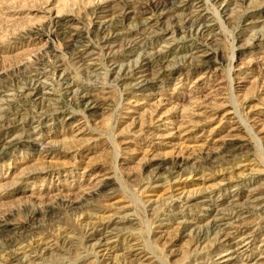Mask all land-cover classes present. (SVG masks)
Segmentation results:
<instances>
[{
    "label": "rangeland",
    "instance_id": "1",
    "mask_svg": "<svg viewBox=\"0 0 264 264\" xmlns=\"http://www.w3.org/2000/svg\"><path fill=\"white\" fill-rule=\"evenodd\" d=\"M0 264H264V0H0Z\"/></svg>",
    "mask_w": 264,
    "mask_h": 264
},
{
    "label": "bare ground",
    "instance_id": "2",
    "mask_svg": "<svg viewBox=\"0 0 264 264\" xmlns=\"http://www.w3.org/2000/svg\"><path fill=\"white\" fill-rule=\"evenodd\" d=\"M200 14V13H199ZM192 15V14H191ZM197 14H195V16H196ZM194 16V15H193ZM193 22V21H192ZM191 22V23H192ZM194 23V22H193ZM186 27V26H185ZM185 27H183V28H185ZM187 29V28H186ZM187 32V31H186ZM188 33V32H187ZM184 34V33H183ZM197 35V34H196ZM202 35V34H201ZM201 35H199V36H201ZM107 44V43H106ZM75 45V44H74ZM99 45V44H98ZM101 46V45H100ZM207 47V46H206ZM77 49V48H76ZM206 49V48H205ZM74 50V49H73ZM86 50V49H85ZM203 50V49H202ZM76 51V50H75ZM202 52V51H201ZM75 54V53H74ZM196 54V53H195ZM73 55V54H72ZM71 55V56H72ZM74 56V55H73ZM193 58V57H192ZM175 59V58H174ZM157 60V59H156ZM73 61V60H72ZM145 61V60H144ZM148 61V60H147ZM138 64V63H137ZM158 64V63H157ZM136 65V64H135ZM139 65V64H138ZM152 65V64H151ZM155 65V64H154ZM130 67V66H129ZM148 67V66H147ZM132 68V67H131ZM139 68V67H138ZM62 70V69H61ZM133 70H135V69H133ZM151 70V69H150ZM160 70V69H159ZM124 71V70H123ZM155 71V70H154ZM137 72V71H136ZM139 72V71H138ZM124 73V72H123ZM128 73V72H127ZM152 73V72H151ZM125 74V73H124ZM146 74V73H145ZM63 75V74H62ZM124 76V75H123ZM134 77V76H133ZM141 77V76H140ZM143 77V76H142ZM147 77V76H146ZM127 78V77H126ZM138 78V77H137ZM125 79V78H124ZM145 79V78H144ZM128 81V80H127ZM134 81H136V80H134ZM137 82V81H136ZM142 83V82H141ZM138 84V83H137ZM71 86V85H70ZM69 88V87H68Z\"/></svg>",
    "mask_w": 264,
    "mask_h": 264
}]
</instances>
